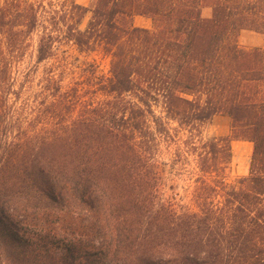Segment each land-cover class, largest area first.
Wrapping results in <instances>:
<instances>
[{
	"label": "trees",
	"instance_id": "trees-1",
	"mask_svg": "<svg viewBox=\"0 0 264 264\" xmlns=\"http://www.w3.org/2000/svg\"><path fill=\"white\" fill-rule=\"evenodd\" d=\"M37 28L36 63L66 44L109 75L46 78L38 116L60 123L23 128L7 107ZM241 31L264 36V0H1L0 264H264V44ZM217 115L229 135L204 138ZM233 140L252 153L231 184Z\"/></svg>",
	"mask_w": 264,
	"mask_h": 264
},
{
	"label": "rangeland",
	"instance_id": "rangeland-1",
	"mask_svg": "<svg viewBox=\"0 0 264 264\" xmlns=\"http://www.w3.org/2000/svg\"><path fill=\"white\" fill-rule=\"evenodd\" d=\"M59 2L63 0H51ZM80 5L87 6L91 0H74ZM1 4V0H0ZM205 8V7H204ZM88 15L83 19L81 28L87 22ZM134 25L137 27L151 28V20L146 17H135ZM40 28H37L29 37L24 40L22 46L25 49L23 58L20 63L13 69L12 82L13 89L17 92V100L10 99L7 107L8 122L11 125L23 128L40 127L47 125L59 124L60 120L50 119L44 120L42 116H38L37 101L42 98V86L45 84L46 78H54L59 81V85L64 91L68 85H72V81H81L84 74L94 72L96 77H107L109 64L108 59L99 53L77 54L70 46L66 44H56L67 57L66 62L55 61L54 59L36 63L35 49L37 45ZM238 44L244 49L262 47L264 44V36L254 32L245 31L243 36L238 37ZM61 45V46H59ZM59 54V53H58ZM38 95V97H36ZM54 98H48L47 101ZM58 115V114H57ZM66 115V114H65ZM77 115V111H73L72 117ZM65 117V116H64ZM64 120L63 118L61 119ZM43 122V123H42ZM67 121L66 123H68ZM230 133V120L226 116H214L202 128V136L208 138L211 136H227ZM232 160L230 170L227 174V181L234 184L239 177L248 174L249 158L252 153V144L246 141H231ZM183 183L179 182L177 191L183 194ZM180 186V187H179Z\"/></svg>",
	"mask_w": 264,
	"mask_h": 264
},
{
	"label": "crops",
	"instance_id": "crops-1",
	"mask_svg": "<svg viewBox=\"0 0 264 264\" xmlns=\"http://www.w3.org/2000/svg\"><path fill=\"white\" fill-rule=\"evenodd\" d=\"M210 14H211V9L209 7H205L202 9V16L203 17H206V18L210 17ZM137 17H139V16H137ZM243 32H245V31L240 32V36H243Z\"/></svg>",
	"mask_w": 264,
	"mask_h": 264
}]
</instances>
